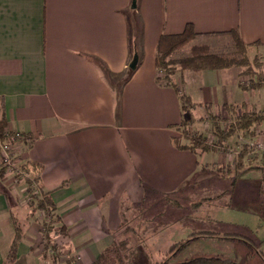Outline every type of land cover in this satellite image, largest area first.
Listing matches in <instances>:
<instances>
[{"label":"crops","instance_id":"crops-1","mask_svg":"<svg viewBox=\"0 0 264 264\" xmlns=\"http://www.w3.org/2000/svg\"><path fill=\"white\" fill-rule=\"evenodd\" d=\"M187 23L203 34L238 29L245 42H261L254 55L264 48V0H0V106L6 130L31 138L16 145L18 166L40 167L35 186L52 191L68 230L52 236L56 264H91L113 243L124 201L173 194L198 171V155L174 142L185 117L180 93L158 81L155 66L160 35ZM240 73L191 72L198 83L188 89L184 73L177 81L190 101L222 112L251 104L247 93L228 102L233 87L258 89H244ZM17 173L0 164V264H54L52 251L44 256V214L31 213L27 176ZM16 224L24 234L7 263ZM153 263L141 254L129 264Z\"/></svg>","mask_w":264,"mask_h":264},{"label":"rangeland","instance_id":"rangeland-1","mask_svg":"<svg viewBox=\"0 0 264 264\" xmlns=\"http://www.w3.org/2000/svg\"><path fill=\"white\" fill-rule=\"evenodd\" d=\"M197 43H205L212 51L219 53H232L235 50L228 37L211 36ZM256 51L252 48L248 52L251 62ZM260 51L264 62V48ZM187 52L188 48H185L171 59L177 61ZM177 73L171 76L170 82L179 87L180 95H184L181 81H177V78L180 79ZM183 73L186 89L196 86L198 76L189 74L191 72ZM160 74L161 80L166 83L168 80L163 72ZM252 77L240 73L239 82L243 88L253 86ZM262 77L260 80L264 83ZM256 78L254 83L260 82ZM233 91L231 95L234 98L228 102L237 101L236 104H239L246 100L247 93L251 104L228 105V112L226 109L221 112V107L212 108L210 105L211 111L221 118V125L226 129L234 123L237 113L264 109V106L252 108L254 103L264 104V86L249 92L233 87ZM183 112L184 116L191 118V122L186 127L176 126L181 142H186L182 136L185 128L191 135L201 134L203 143L214 146L217 138L212 134L213 121L208 108L198 106ZM253 130L252 134L237 130L224 146H219L218 152L199 154L198 171L189 183L175 193L167 196L150 193L144 202L126 200L122 203L121 225L113 243H126L128 263L142 254L153 259V264L165 261L166 264H177L201 256H220L240 264H264V175L261 170H251L242 177L236 176L242 153L246 165L252 162L263 165L264 124L255 126ZM199 232L204 236L202 239L177 252L170 250L173 244L186 239L191 233Z\"/></svg>","mask_w":264,"mask_h":264},{"label":"trees","instance_id":"trees-1","mask_svg":"<svg viewBox=\"0 0 264 264\" xmlns=\"http://www.w3.org/2000/svg\"><path fill=\"white\" fill-rule=\"evenodd\" d=\"M202 35L208 36H228L235 48L232 53H219L211 50L209 45L205 43H197L196 39ZM261 42L255 41L247 43L243 40L241 33L238 29H232L225 32L214 33H200L196 30L193 23H187L182 32L179 33H163L160 35L157 43L155 66L158 73L163 72V76L170 82L171 76H174L177 72L183 73L186 71L201 72L205 70H221L231 67H238L241 69L242 74H249L253 76L251 82L253 86H244V89H254L264 86L261 83L264 76V62L262 60L261 53H257L253 56L252 62L249 60L248 52L250 47H258ZM188 48L186 55H183L177 61L172 60V56ZM174 64H177L175 66ZM133 70H130V73ZM130 75V74H129ZM260 80L254 83V78ZM158 81H161V74L158 77ZM256 82V81H255ZM167 83V82H166ZM171 85V83H169ZM176 91H179V87L176 84L172 85ZM182 109L187 111L188 108L195 109L199 107H206L209 110L211 119L213 121L212 134L216 136L217 141L214 146L203 143V136L200 134L191 135L187 129L183 130V138L186 140L182 143L181 140L176 137L174 142L181 150H189L197 155L205 154L207 152H218L219 146H224L225 143L233 137L237 130H244L253 133L255 126H261L264 124V109L262 111H250L245 110L243 113H237L233 124L229 125L226 129L221 125V118L211 111V106L206 104H197L190 101L186 95H180ZM234 113V111H232ZM0 141H5L8 138L7 134V122L5 117L4 106H0ZM191 122V118L185 116L182 122L179 124L181 127H186ZM25 141L29 142L31 138L26 135ZM243 153L240 155L241 159L238 161L239 171L237 178L244 176L251 170H261L264 172V165H257L255 163L245 164ZM257 160V159H256ZM264 162V155L262 157ZM21 172L26 174V183L28 185V205L32 210V214L36 211H40L44 214V221L42 224L41 239L45 244L44 256L52 251L53 262L56 264L60 256V247L57 243L52 241L54 235H67L68 230L64 224L61 223V218L57 213V206L52 198V191H39L35 186V183L40 180V167L36 164L24 163L19 167ZM4 170V168H3ZM19 170V171H20ZM230 171V170H228ZM19 177V174L17 173ZM23 229L19 224L15 225V234L11 243L10 251L7 255L6 262L11 263L16 259L18 246L23 237ZM201 233H191L186 239L181 240L172 245L170 250L177 252L192 244L194 241L202 239L204 236ZM124 242H114L109 247L104 249L100 255L91 264H129L128 249ZM130 255V254H129ZM162 264H166V261ZM177 264H240L238 261L222 258L220 256L211 257H196L191 260L177 263Z\"/></svg>","mask_w":264,"mask_h":264},{"label":"built area","instance_id":"built-area-1","mask_svg":"<svg viewBox=\"0 0 264 264\" xmlns=\"http://www.w3.org/2000/svg\"><path fill=\"white\" fill-rule=\"evenodd\" d=\"M10 133V134H9ZM8 138L5 141H0V164L9 169L10 171L23 173L19 171L18 155L16 153V145L19 143H28L25 141V135L21 132L7 131Z\"/></svg>","mask_w":264,"mask_h":264},{"label":"water","instance_id":"water-1","mask_svg":"<svg viewBox=\"0 0 264 264\" xmlns=\"http://www.w3.org/2000/svg\"><path fill=\"white\" fill-rule=\"evenodd\" d=\"M133 7H135V1H133ZM138 60H139V55L138 53H135L133 59L129 64L130 69L135 70L137 68Z\"/></svg>","mask_w":264,"mask_h":264}]
</instances>
